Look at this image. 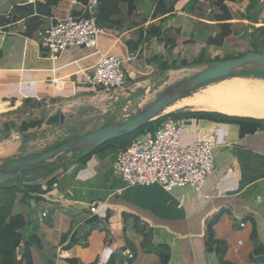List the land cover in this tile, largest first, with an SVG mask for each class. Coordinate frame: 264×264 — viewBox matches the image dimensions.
<instances>
[{
    "label": "crops",
    "instance_id": "crops-1",
    "mask_svg": "<svg viewBox=\"0 0 264 264\" xmlns=\"http://www.w3.org/2000/svg\"><path fill=\"white\" fill-rule=\"evenodd\" d=\"M35 2L49 3L51 11L37 30L79 9L68 0H0V15ZM218 3L229 18H220ZM98 14L105 34L97 49L71 48L57 60L38 47L35 32L31 39L0 29V106L91 90L83 82L103 55L120 58L130 79L152 80L182 69V62L225 51L241 37L264 44V0H108L100 1ZM17 111L0 112L2 157L17 152L30 129L23 130L29 122L16 120ZM178 120L185 146L203 133L225 132L223 141L215 142V171L200 192L127 187L112 170L116 145L65 155L36 181L21 183L47 191V199H38L37 191L25 195L15 189L20 184L9 187L10 180L0 184L7 191L1 196H9L0 202V264H163L165 254L166 264H264V128L242 136L237 124L222 125L219 119ZM4 229L18 238L8 256L1 251Z\"/></svg>",
    "mask_w": 264,
    "mask_h": 264
},
{
    "label": "rangeland",
    "instance_id": "rangeland-1",
    "mask_svg": "<svg viewBox=\"0 0 264 264\" xmlns=\"http://www.w3.org/2000/svg\"><path fill=\"white\" fill-rule=\"evenodd\" d=\"M49 7V3L43 4L42 2H35L34 4L26 5L23 8V11L19 13L18 24L14 23L8 28L12 31L15 30L16 32L21 31L24 34L30 33L31 39L35 38L34 32L37 34L38 31L41 30H37L40 28V25L46 23L43 16L51 15ZM245 35L248 37L249 33L246 31ZM258 48L264 50V44L254 41V38L249 40L248 38L245 39L244 37H241L239 40L230 41L227 44L225 51H218L211 54L209 58L206 59L203 56L190 64H183L182 62L178 64V67H181L182 69L164 72L154 81H152L150 77H145L144 79V77L141 76L136 80H132L127 76L128 89L111 93L109 95L86 89L85 91H78L75 94L62 97L53 96L46 98L42 96H33L29 97L27 100H21L20 102L13 100L6 101L0 106V112H2V114H7L10 110H13L11 109L13 106L14 109L18 110L15 113L16 120L26 119L29 123L42 120V123L26 131L21 139L19 150L12 156H0V168L17 160L46 153L101 128L117 122H122L152 102L156 96L165 89L199 71L204 65L217 60L230 59V57H240L248 52H257L259 50ZM176 67L172 64V68ZM124 69L125 71L127 70L126 65H124ZM254 70H257V72H252ZM263 71V69L251 67L243 68L237 70L233 77L221 81H215L209 85H218L236 77L264 81ZM240 74H247L248 76L241 77ZM143 79L144 81H141ZM203 88H205V86L196 89L193 93L200 91ZM179 111L182 112L187 110H177V112ZM60 112L63 113L65 117L62 124L55 123L46 125L45 122L49 117L59 114ZM174 112L176 111L170 113L163 112L161 116L169 115ZM220 124L225 125L226 122ZM183 128H185V125H183ZM141 129L148 133L152 131L151 125L148 124L142 126ZM134 133H132V135ZM224 134V131L216 133L214 135V141H223ZM124 136H121L122 139ZM119 139L121 138L119 137ZM107 147L111 146H105L103 149H107ZM114 150L115 149L113 148L108 149L109 153H112V156L110 157L111 159H113ZM64 156L65 155L61 157ZM60 158L49 161L43 167L34 170L35 172H29V175H27L28 173H25L18 176V178L16 177L10 180L7 182V185L12 187L13 185H22L21 183L24 181H36L38 177L46 174V168L50 167L54 161H57ZM27 176L28 178H26ZM0 190V202L4 203V200L9 199V196L2 197L1 194L4 195L7 191H2V188H0Z\"/></svg>",
    "mask_w": 264,
    "mask_h": 264
},
{
    "label": "built area",
    "instance_id": "built-area-1",
    "mask_svg": "<svg viewBox=\"0 0 264 264\" xmlns=\"http://www.w3.org/2000/svg\"><path fill=\"white\" fill-rule=\"evenodd\" d=\"M100 1L108 0L84 3L68 0L70 6L79 9L38 31V47L53 60L71 48L97 49L98 37L105 34L98 14ZM248 33L252 31L248 30ZM83 83L91 90L107 95L128 89L124 62L115 55L101 56L93 73ZM160 117L164 116L156 119ZM181 132L179 120L166 116L150 133L145 132L128 145L117 148L113 173L127 187L159 186L166 192L189 187L200 192L216 168L214 133H203L198 141L185 146L181 142Z\"/></svg>",
    "mask_w": 264,
    "mask_h": 264
},
{
    "label": "water",
    "instance_id": "water-1",
    "mask_svg": "<svg viewBox=\"0 0 264 264\" xmlns=\"http://www.w3.org/2000/svg\"><path fill=\"white\" fill-rule=\"evenodd\" d=\"M248 67L264 70V53L248 52L240 57L210 62L204 65L199 71L165 89L152 102L126 120L101 128L46 153L17 160L1 167L0 184L22 174L37 170L49 161L60 158L63 155L88 154L112 140L132 134L147 123L154 121L157 117L161 116L165 109L196 89L215 81L233 77L237 70ZM157 78L158 75L153 76L152 81ZM64 120V115L59 113L49 117L45 123L46 125L55 123L62 124ZM32 125L35 127L34 124Z\"/></svg>",
    "mask_w": 264,
    "mask_h": 264
},
{
    "label": "bare ground",
    "instance_id": "bare-ground-1",
    "mask_svg": "<svg viewBox=\"0 0 264 264\" xmlns=\"http://www.w3.org/2000/svg\"><path fill=\"white\" fill-rule=\"evenodd\" d=\"M181 109L209 110L264 119V81L236 77L218 85H208L179 100L165 109L164 113ZM1 146L0 155H3L6 152Z\"/></svg>",
    "mask_w": 264,
    "mask_h": 264
},
{
    "label": "trees",
    "instance_id": "trees-1",
    "mask_svg": "<svg viewBox=\"0 0 264 264\" xmlns=\"http://www.w3.org/2000/svg\"><path fill=\"white\" fill-rule=\"evenodd\" d=\"M84 2H86V1H84ZM25 6H17L11 12H9L5 15H0V29L7 31V28L9 26H11L14 23H18L19 22V19H18L19 13H21L23 11V8ZM217 6L220 7V10L222 12V16L220 18H229L228 17V11H227L226 7L224 5H222V3H218ZM225 27L227 28L228 25H225ZM222 30L223 31H222L221 36L219 38L220 40L226 35V34L224 35V32L226 33V30L224 29V27L222 28ZM24 36L30 37L31 34L25 33ZM252 72H257V70H254ZM240 75H241V77L248 76L247 74H240ZM257 77H259V76H257ZM11 109H14V107L12 106ZM166 116L172 117L174 119L207 120V121H211V122H215V121L217 122L220 120V121H225L227 123H234V124H237L239 126L240 134L242 136L246 133H254L258 129L264 128V120L246 118V117L227 116V115H222V114L213 113V112H179V113H171V114L166 115ZM166 116L160 117L159 119H156V120L149 122L147 124L151 125V127L153 129V127L158 125L159 123H161L166 118ZM41 123H42V120L31 122V123H26L23 125V130H28L29 128H33L32 124H34L36 127V126L40 125ZM11 127L12 126H8L7 130H5V137L8 136L6 133L8 132V130ZM144 133L145 132L143 131V129L140 128L133 135L131 134V135L124 136L123 139H122V137H120L121 139L118 138V139L112 140L111 142L107 143L106 145H104L100 148H97V149L89 152L88 154H91L92 152L98 151L105 146L116 145L118 147H124V146L128 145L132 139L139 137V136L143 135ZM0 141H1V139H0ZM51 182L52 181H50L49 183L51 184ZM17 188H19V190L23 191V193H25V195H27L29 197L35 193L34 191H37V193H40L38 199H47V195H48L47 191H41L40 187H38V186L19 185L18 187H15V189H17ZM1 234H2L1 236L4 238V245L2 246L1 251L3 253H5L7 256L10 254L12 255L14 253L16 247L18 246V238H15V236H12L9 232H6V229L1 231ZM168 258H169L168 254H165V256L162 259V263L166 264Z\"/></svg>",
    "mask_w": 264,
    "mask_h": 264
}]
</instances>
